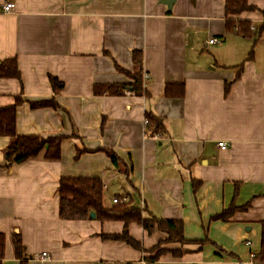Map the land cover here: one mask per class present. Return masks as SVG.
<instances>
[{
	"label": "crops",
	"instance_id": "0c3cea01",
	"mask_svg": "<svg viewBox=\"0 0 264 264\" xmlns=\"http://www.w3.org/2000/svg\"><path fill=\"white\" fill-rule=\"evenodd\" d=\"M6 1L14 11L3 10ZM226 2L176 0L170 10L162 0H0V65L15 58L21 73L0 75V108L17 104V135L62 138L58 160L40 155L8 167L12 136L0 135L3 264L21 263L14 234L30 264H254L264 221V0H248L257 9L238 15L227 14ZM229 19L251 22V33L231 29ZM136 49L149 94L97 93V85L131 83L117 65L133 71ZM179 83L183 95L165 93ZM43 100L58 107L31 105ZM148 112L164 119L154 136ZM65 176L98 177L105 207L127 195L145 219L182 220L187 239L210 240L165 242V232L138 222L128 230L143 249L105 239L125 222L60 217ZM252 199L229 221L213 219ZM159 244L184 252L152 259L148 250ZM44 252L51 259H40Z\"/></svg>",
	"mask_w": 264,
	"mask_h": 264
},
{
	"label": "trees",
	"instance_id": "16d2710c",
	"mask_svg": "<svg viewBox=\"0 0 264 264\" xmlns=\"http://www.w3.org/2000/svg\"><path fill=\"white\" fill-rule=\"evenodd\" d=\"M255 5H251L248 0H227L226 12L227 14L238 15L244 11L256 10ZM228 25L231 29L243 35L251 33L252 23L249 21H235L234 19L228 20ZM264 31V26L260 28ZM134 66L133 71L126 70L119 65V71L126 73L131 79V83H115L106 85H97L95 91L97 93L108 92L110 94L119 95L126 89H131L138 95H148V91L144 85V67H143V52L141 50H134L133 52ZM0 75L2 77H15L21 76L17 61L15 58L4 60L0 65ZM51 82L55 90L59 91L64 87V83L57 77H51ZM174 86L179 87V91L172 92ZM231 83L226 84V91L230 90ZM185 90L184 83L168 84L165 89L167 95H183ZM20 101V97L18 98ZM33 107H58V103L54 100H43L39 102H31ZM16 108L17 104L0 108V135L12 136V142L8 147L7 152V166L11 167L16 164H21L30 159L37 158L43 155L49 160H58L61 156V137L54 136L48 139L38 135H17L16 133ZM147 132L149 135H155L165 129L164 119L153 112L147 113ZM113 161L119 164V157L108 151ZM60 194V217L64 220H83L90 219L91 213H95V218L106 221L120 219L125 222V229L122 233L103 234L105 239L122 240L135 248L143 249L142 244L134 239L128 230V226L132 222H138L144 226L150 233L159 229L167 234L165 242H174L180 244L189 243H204L207 240H189L185 236L184 223L182 220L177 219H162L152 218L145 219L143 217V210L129 203H118L112 208H107L104 205V184L98 177L87 176H65L60 179L58 188ZM254 199L250 200L244 205L237 206L232 203L228 208L213 217L215 220L229 221V219L239 211H247L253 205ZM13 242L15 247V254L21 261L20 264H30L31 255L26 253L25 246L20 234L13 235ZM5 243L6 236L0 232V264H3L5 257ZM157 245L149 252H156L152 259H157L164 252L170 251L176 256H181L183 250H170L163 249ZM221 248V247H220ZM224 250L223 248L221 249ZM254 264L264 263V221H262V235H261V248L253 257Z\"/></svg>",
	"mask_w": 264,
	"mask_h": 264
},
{
	"label": "built area",
	"instance_id": "2783aa9c",
	"mask_svg": "<svg viewBox=\"0 0 264 264\" xmlns=\"http://www.w3.org/2000/svg\"><path fill=\"white\" fill-rule=\"evenodd\" d=\"M16 8V3L14 1H6L3 5V10L5 12H12L14 11ZM253 28V26H252ZM220 42V40L218 38H213L210 40V43H218ZM148 76V75H147ZM148 123V121H147ZM219 146L222 148V149H226L228 147L227 143L225 141H220L219 142ZM130 202V199H129V196L127 195H124V196H121V197H116L114 198V203L118 204V203H129ZM255 256V253H251V257H254ZM40 259H51V255L48 253V252H44L42 253V255H40L39 257ZM147 260H142L141 262H139V264H147Z\"/></svg>",
	"mask_w": 264,
	"mask_h": 264
},
{
	"label": "water",
	"instance_id": "95a60500",
	"mask_svg": "<svg viewBox=\"0 0 264 264\" xmlns=\"http://www.w3.org/2000/svg\"><path fill=\"white\" fill-rule=\"evenodd\" d=\"M163 3L167 4L169 6V9L171 10L173 5L175 4L176 0H162ZM95 213H91V217L95 218Z\"/></svg>",
	"mask_w": 264,
	"mask_h": 264
}]
</instances>
